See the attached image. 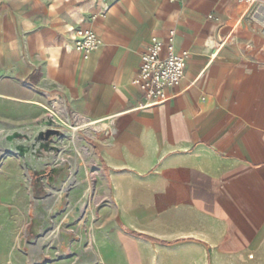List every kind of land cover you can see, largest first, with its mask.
Segmentation results:
<instances>
[{"label":"crops","instance_id":"0c3cea01","mask_svg":"<svg viewBox=\"0 0 264 264\" xmlns=\"http://www.w3.org/2000/svg\"><path fill=\"white\" fill-rule=\"evenodd\" d=\"M245 11L236 0H0V137L58 121L92 149L93 264H264V38ZM78 28L101 43L88 60L73 50ZM171 31L189 53L184 76L142 108L140 55ZM0 170L5 214L67 195L34 179L43 171ZM3 238L0 264H25Z\"/></svg>","mask_w":264,"mask_h":264},{"label":"rangeland","instance_id":"374dc122","mask_svg":"<svg viewBox=\"0 0 264 264\" xmlns=\"http://www.w3.org/2000/svg\"><path fill=\"white\" fill-rule=\"evenodd\" d=\"M247 24L253 26L263 39L257 24L249 19ZM53 123L51 127L57 131L62 129L63 133L48 141L37 135L0 137V162L19 164L29 176L53 168L57 170L54 177L57 190L60 192L61 185L68 187L67 195H61V200L58 197L53 206L45 207L43 203L40 206L32 201L14 214L0 210V228L11 230L0 232V240L8 237L5 239L12 246L8 251L25 264H34L29 258L32 254H40L42 263L93 264L90 213L93 199L102 187L100 169L92 149L71 131L70 125L71 128H65L58 121ZM48 190L51 189L48 187ZM40 197H45L43 191ZM83 207L85 213L81 212ZM33 219L38 222V227L31 223Z\"/></svg>","mask_w":264,"mask_h":264},{"label":"built area","instance_id":"2783aa9c","mask_svg":"<svg viewBox=\"0 0 264 264\" xmlns=\"http://www.w3.org/2000/svg\"><path fill=\"white\" fill-rule=\"evenodd\" d=\"M236 1L245 6L244 16L258 25L259 32L264 38V0ZM71 32L73 50L83 60H88L90 55L100 48L101 43L92 30L78 28L72 29ZM173 38L174 32L171 31L168 33L165 46L157 38H151L140 55L138 73L132 84L137 87L145 100L142 108H151L164 103L166 101L164 90L177 86L184 76L189 53H176Z\"/></svg>","mask_w":264,"mask_h":264},{"label":"water","instance_id":"95a60500","mask_svg":"<svg viewBox=\"0 0 264 264\" xmlns=\"http://www.w3.org/2000/svg\"><path fill=\"white\" fill-rule=\"evenodd\" d=\"M54 123L52 122H47L46 123V126L49 127L47 130L43 131V132H40L38 135H37V138H43V140L45 141H48L51 137H54V136H59L61 137V134L59 131L57 130H54V129H51L50 127L53 125ZM45 171L42 172V174H44ZM56 173H57V170L53 169V168H49V171L47 173V178L49 179V181L51 182L54 177L56 176Z\"/></svg>","mask_w":264,"mask_h":264},{"label":"flooded vegetation","instance_id":"af4514ba","mask_svg":"<svg viewBox=\"0 0 264 264\" xmlns=\"http://www.w3.org/2000/svg\"><path fill=\"white\" fill-rule=\"evenodd\" d=\"M48 171H49V168H48L47 170H45V173H44V174H41V175L35 176L34 179L37 180V179H39V177H41V176H42V177H47L46 175H47Z\"/></svg>","mask_w":264,"mask_h":264},{"label":"bare ground","instance_id":"6f19581e","mask_svg":"<svg viewBox=\"0 0 264 264\" xmlns=\"http://www.w3.org/2000/svg\"><path fill=\"white\" fill-rule=\"evenodd\" d=\"M65 126L71 128L68 124H65ZM75 130H76V128H73V127H72V131H75ZM74 138H75V137H74ZM85 207H86V206H85ZM81 210H82L81 212H84V213H85V208H84V207H83Z\"/></svg>","mask_w":264,"mask_h":264}]
</instances>
